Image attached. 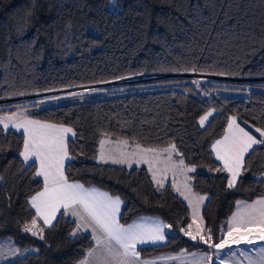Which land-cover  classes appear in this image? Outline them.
Masks as SVG:
<instances>
[{"label":"trees","instance_id":"1","mask_svg":"<svg viewBox=\"0 0 264 264\" xmlns=\"http://www.w3.org/2000/svg\"><path fill=\"white\" fill-rule=\"evenodd\" d=\"M192 73L223 79L199 83L179 76ZM139 75L177 78L49 107L40 100L61 94L37 97ZM9 99L19 101L8 102L0 115L23 112L74 129L65 176L119 196L121 224L152 216L171 225L166 244L141 249L142 256L209 251L206 243L183 235L191 215L170 183L157 187L144 168L94 158L105 138L148 149L174 144L187 167L216 170L212 145L225 134L230 116L261 139L255 129H264V0H0V101ZM211 108L217 113L201 128L198 121ZM23 139L0 127V239L37 252L8 264H77L94 243L88 235H71L72 220L60 215L52 227L38 220L43 239L24 231L35 216L28 200L43 182L36 165L20 156ZM263 175L264 144L245 156L231 188L225 174L192 172L190 187L206 199L201 214L212 243L224 239L237 202L264 196Z\"/></svg>","mask_w":264,"mask_h":264},{"label":"snow or ice","instance_id":"2","mask_svg":"<svg viewBox=\"0 0 264 264\" xmlns=\"http://www.w3.org/2000/svg\"><path fill=\"white\" fill-rule=\"evenodd\" d=\"M212 115L208 112L200 117V125L204 126L205 121ZM0 124L4 129L9 127L16 128L17 131L23 130V151L20 156L27 164L29 161L38 162L39 167L35 171V176L43 178V190L33 195L29 201L31 208L35 209V216L31 224L24 226L25 232H31L33 236L39 235L43 239V227H39L37 221L42 220L43 225L53 226V221L57 215L71 216L76 220L75 231L71 233L76 236L80 231H91V239L95 241V247L87 251L84 259L79 264H155V261L141 260L140 253L136 250L137 244L156 243L165 239L164 228L171 225L162 224L159 221L147 223L133 222L127 227L120 223L121 199L119 196L113 197L107 192H101L94 188H85L79 183H69L64 173V161L71 159L68 151L67 137L71 133L75 136L71 128L58 126L55 124L32 120L24 117L17 121L13 117L0 118ZM261 139L245 131L236 123V118L229 120L227 130L223 139L217 140L212 146L216 159L222 161L223 170L230 174L228 187L231 188L236 182V178L244 166V157L253 148V145L264 144V129L256 128ZM105 141L101 140L100 160L107 163L110 159L114 164L147 163L149 171L152 172L153 181L163 187L161 180L157 179V170H153L155 163L165 165L163 171H172L173 176L180 172H194V167H186L184 160L180 159L177 164L172 159V154L176 152V146L170 145L162 150L144 149L137 145L133 152L124 149L128 142H117L114 151H110L106 156L103 151ZM161 152L167 153V159L160 160ZM218 171L220 169H217ZM2 179V177H0ZM185 176V181H187ZM173 187L176 188L175 182ZM186 192H181L193 209V222L195 223L199 205L205 197H197L195 204L189 194L191 190L187 183L184 185ZM180 191L179 188H176ZM63 210V211H61ZM189 224L188 228L191 229ZM184 234L191 239L206 243L209 248L223 250L230 248L232 244L240 243L254 244L257 239L264 240V199L257 200L253 204L237 202V211L229 221V228L226 239L219 243H212V236L207 237L201 233L204 231L199 225L195 234L181 229ZM258 233V235H257ZM262 258L259 264H264V247L260 249ZM181 256L172 257L174 260H181ZM195 255V254H193ZM211 259V257H208ZM194 264H201L195 261ZM223 264V262H222ZM257 264V262H251Z\"/></svg>","mask_w":264,"mask_h":264},{"label":"crops","instance_id":"3","mask_svg":"<svg viewBox=\"0 0 264 264\" xmlns=\"http://www.w3.org/2000/svg\"><path fill=\"white\" fill-rule=\"evenodd\" d=\"M10 114H12V113H10ZM13 114H15V113H13ZM16 114H21V115H18L17 117L14 118L17 121L22 120L24 117H27L28 119H32V120H38V119H35V118H32V117H29L28 115H26L24 113H16ZM39 121H41V120H39ZM41 122L50 123V122H46V121H41ZM50 124H54V123H50ZM237 124H239L238 123V119H237ZM55 125H58V124H55ZM239 125H240V127L244 128L241 124H239ZM58 126H64V125H58ZM0 127L4 129V127H3L2 124H0ZM64 127L71 128L69 126H64ZM71 129L73 130V132H75L73 128H71ZM4 130H13V131H15V132L23 135V130L22 129L20 131H17L16 128H14V127L11 126V124H9V127L7 129H4ZM224 135L221 138H219L218 140L223 139ZM75 136H72L71 133H69L68 134V137H67V143H69V141L74 140L75 139ZM103 140L105 141V143L103 145V151H104V153H105L106 156L109 154L110 151H114L116 149L117 142L124 141V140H113V139H110V138H105ZM214 144H215V142H214ZM255 146L256 145H254L253 147H255ZM99 147L100 148H98V154L94 158V161H96L97 163H99V164L113 165V166L122 167V168H126V169H134V168L140 169V168H144V169H146L148 171V173H149V175H150V177H151V179L153 181L152 172L149 171V165L147 163H140V164L132 163V166L131 167H129L127 164H118V163L117 164H114V163L111 162L110 159L108 160L107 163H105V162H103V161L100 160L101 144H99ZM139 147L140 148H144V147H141V146H139ZM136 149H137V145H134V144H131V143L128 142L127 147L124 150L127 151V152H133ZM144 149H148V148H144ZM163 149H165V148H163ZM156 150L159 151V150H162V149H156ZM213 153H214V156H215V152H213ZM177 155H178L177 151L174 152L172 154V159H173V161H175L178 164L179 163V160L177 158ZM21 158L23 160V157L22 156H21ZM166 159H167V153L161 152L160 160L161 161H164ZM70 161H71V159H66L64 161V170H65V166ZM27 164H35L37 169L39 167L38 162L29 161ZM164 167H165V165L163 163H155L154 164L153 170L155 171V170L159 169V171H157V179L161 180V182L163 183V186H165L167 183H170L171 186H172V188H173V190L184 201V203L188 206V208L190 210V213H191L192 212V207L189 206L188 200H186L184 198V196L181 195V192H186V189H185L184 185H185V183H187L188 188L191 190V192L190 193H186V194H189L190 195V198H192L193 203L195 204L197 197H201L200 195L195 194L193 192L192 188L190 187V175L192 174V172H184L183 174H181L180 172H178L175 175V177H174L172 171L164 172L163 171ZM226 175H228V174H226ZM240 175H241V170H240V173L237 176V178L240 177ZM185 176H187V178H188L187 181H185ZM38 178L43 182V178L42 177H38ZM174 182L175 183L178 182V186H176V188H179L180 191H177L176 188L173 187V183ZM69 183H79V184H82L81 182H78V181H69ZM153 183H154L155 186L159 187L154 181H153ZM84 187L85 188L98 189L101 192H107V191L102 190V189L97 188V187H86V186H84ZM109 195H111V194H109ZM113 197H116V196H113ZM30 199L28 200V203H29ZM261 199H264V196L261 197V198H258L256 200H254L252 202H242V203H245V204H253L257 200H261ZM205 201H206V199H204L203 202L199 205V213L202 212V209H203V206L205 204ZM29 206L31 208L30 203H29ZM122 207H123V202L121 203V206H120V212L122 210ZM31 209H32V211L35 214V209H33V208H31ZM61 211H63V210H61ZM236 211H237V206H236V210L234 211V213ZM59 216L60 215L58 214L56 220L53 221V225L55 224V222L57 221V219H58ZM65 217L68 218V219H70V220H72L76 224V220H75L74 217H71V216H65ZM231 217H230V220H231ZM39 221L43 225V221L42 220H39ZM151 221H159L162 224H165L161 219L156 218V217H152V216H141V217L137 218L136 220H134L133 222H136L137 224H139V223H147V222H151ZM133 222L130 223V224H128V225L133 224ZM191 222H192V220H191ZM191 222H190V224H191ZM128 225H125V226L127 227ZM45 227H47V226H45ZM202 228L204 229V231H203V234H204V232H205V225L204 224H203ZM228 228H229V226H228ZM163 231H164V235H165V239L163 241H158L156 243L137 244L136 250L140 253L141 260L155 261V264H194L195 261H200L201 264H217V263L218 264H222V262H223V264H228V263L235 264V262H234L235 258L232 255V253L228 252V249L229 248H227V247L224 248L223 250H217L215 248H210L209 251H203V252L202 251H192V252L181 251L179 253H169V254H166L165 253V254H158V255L150 256V257H144V256H142L141 249H144V248H152V247H160V246H163V245L166 244V242H167V238H166V228H164ZM227 231H228V229L224 233V239L227 238L226 237ZM77 234H85V235L90 236V238H91V231L90 230L89 231H80ZM186 237L189 238V236H186ZM189 239H191V238H189ZM93 243H94L93 247H95V241H93ZM29 250L30 249H27V248L26 249H23V250H20L12 239H9V238L0 239V264H8L10 262H14V261L23 259V258L27 257L28 255H32V254H35L37 252V251L36 252H33V251L31 252ZM182 253L184 255L181 257V260L171 259L172 257L181 256ZM193 254H195V255H193ZM208 257H211V259H208ZM77 264H79V262Z\"/></svg>","mask_w":264,"mask_h":264},{"label":"rangeland","instance_id":"4","mask_svg":"<svg viewBox=\"0 0 264 264\" xmlns=\"http://www.w3.org/2000/svg\"><path fill=\"white\" fill-rule=\"evenodd\" d=\"M185 75H187L188 78L194 79L197 82L199 81V83H200V81H202V79H213V80L216 79L215 76H211L212 78L201 77L203 75H200V74H197V73L185 74ZM139 76H145L147 78H143L144 81H141L140 78H138V76H135V78L131 77L132 79H129L128 81L131 82V84H143V83H146V82H154V81H158V80H162V79L164 80V79L176 77L174 75H170L169 77L167 75H165V76L164 75H139ZM179 76H182V75H179ZM126 82L127 81H123V82H120L119 83L120 85L110 86L109 88H111V89L104 88V89L96 90V89H99V88H88V89H72L71 91L67 90V91H63L61 93H55V94H61V96H57V97H54V98H47V99L45 98V99L40 100V102L43 104L44 107H49V106H56V105L76 103V102H79V101L86 100L88 98L89 99H93V100L105 99V98L109 97V92L114 90L112 88L125 86L124 83H126ZM126 85H130V84H126ZM143 86H145V85H142V87ZM79 92H81V93H79ZM51 95H54V94H49L48 93V94H45L43 96H37V97L38 98H43V97H47V96H51ZM32 98H34V97H32ZM23 99H20V100H23ZM10 101H19V99L18 100H12V99L10 100L9 99V102ZM0 103H3V104H0V105H2V107L0 109H5V108L8 107V105H7L8 102H0ZM210 111L212 112V115L208 117V120L205 121V124H204L203 127H201V125L199 123V121H200V119H199L198 124H199V126L201 128H204L208 124V122L210 121V119L217 113V111L214 108L209 109L206 113H208ZM16 113H23V112H16ZM16 113L15 114L5 113V114L0 115V118H3V117H13V118H15L18 115H21V114H16ZM233 117H235V116H230L229 117V120L231 118H233ZM236 123H237V118H236ZM245 131H249V130L246 129ZM250 134L254 135L252 132H250ZM252 149H250L249 152ZM213 155H214V153H213ZM214 158H215L216 161H219V160L216 159V156H214ZM89 160H93V159H89ZM218 163L220 165V167L218 168V169H220L219 171L217 169L216 170H213V169L199 168V167L198 168H195L194 167V168L197 170V174H212V173L213 174H225L226 173L228 175H226V174L225 175L228 177V181H229V178L231 179V177H230V175H229V173L227 171H224L223 170V163H222V161H219ZM242 168H241V172H242ZM263 177H264V175H263ZM238 179H239V177L236 179V182L238 181ZM236 182H235V184H236ZM175 185L178 186V182H176ZM190 215H191V220H192V222H191L192 227H191V229H189L187 227L186 230H188V231L192 232L193 234H195L197 226L199 225L202 228V226L204 224V220H203V218L201 216L202 214L198 212L196 221L194 223L193 222V209H192V212L190 213ZM201 234L204 235L203 232ZM183 235L185 237L187 236V235L184 234V231H183ZM257 235H258V233H257ZM191 240H193V239H191ZM193 241H199V242H201L199 240V238H197L196 240H193ZM262 247H264V240L257 239L256 242L254 244H251V245L246 244V243H240L239 245L232 244V246L228 249V252L232 253V255L234 256V258H235V260H234L235 264H251V262H257V264H259V261L262 258V253L260 252V249ZM27 249H30L29 251H31V252L32 251L33 252H36V249L34 247H28ZM228 264H231V263H228Z\"/></svg>","mask_w":264,"mask_h":264},{"label":"built area","instance_id":"5","mask_svg":"<svg viewBox=\"0 0 264 264\" xmlns=\"http://www.w3.org/2000/svg\"><path fill=\"white\" fill-rule=\"evenodd\" d=\"M165 76V75H164ZM168 77L170 75H167ZM185 76V75H184ZM185 77H188V76H185ZM201 77H205V76H201ZM135 78V77H133ZM138 78H140L141 81H144L143 78H147L145 76H138ZM208 78H212V77H208ZM215 78V77H214ZM129 79H132V78H127V79H123V80H119V81H115V82H109V83H105V84H100V85H95V86H89V87H83V88H77V89H88V88H104V87H110V86H113V85H120L119 83L120 82H123V81H127L126 83H124L125 85L126 84H131V82H129L128 80ZM64 91H67V90H64ZM71 91V90H69ZM63 91H59V92H55V93H61ZM55 93H49V94H55ZM0 102H9V100H2Z\"/></svg>","mask_w":264,"mask_h":264},{"label":"water","instance_id":"6","mask_svg":"<svg viewBox=\"0 0 264 264\" xmlns=\"http://www.w3.org/2000/svg\"><path fill=\"white\" fill-rule=\"evenodd\" d=\"M181 75L184 76V74H181ZM185 76H187V75H185ZM203 76H205V75H203ZM205 77H207V76H205ZM216 78H219L220 80L223 79L222 77H216ZM224 79H226V78H224Z\"/></svg>","mask_w":264,"mask_h":264}]
</instances>
